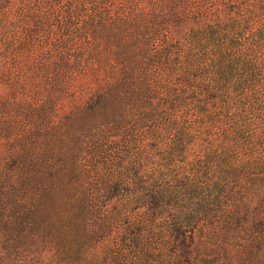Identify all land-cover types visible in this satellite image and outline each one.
<instances>
[{"label":"trees","instance_id":"obj_1","mask_svg":"<svg viewBox=\"0 0 264 264\" xmlns=\"http://www.w3.org/2000/svg\"><path fill=\"white\" fill-rule=\"evenodd\" d=\"M0 264H264V0H0Z\"/></svg>","mask_w":264,"mask_h":264}]
</instances>
